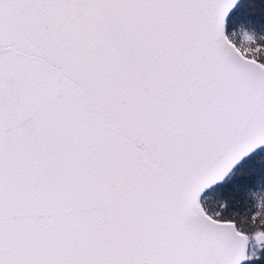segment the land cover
<instances>
[{
	"label": "snow or ice",
	"instance_id": "1",
	"mask_svg": "<svg viewBox=\"0 0 264 264\" xmlns=\"http://www.w3.org/2000/svg\"><path fill=\"white\" fill-rule=\"evenodd\" d=\"M0 264H264V0H0Z\"/></svg>",
	"mask_w": 264,
	"mask_h": 264
}]
</instances>
